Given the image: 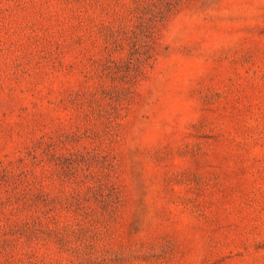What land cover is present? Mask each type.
<instances>
[{
    "label": "rangeland",
    "instance_id": "obj_1",
    "mask_svg": "<svg viewBox=\"0 0 264 264\" xmlns=\"http://www.w3.org/2000/svg\"><path fill=\"white\" fill-rule=\"evenodd\" d=\"M0 264H264V0H0Z\"/></svg>",
    "mask_w": 264,
    "mask_h": 264
}]
</instances>
